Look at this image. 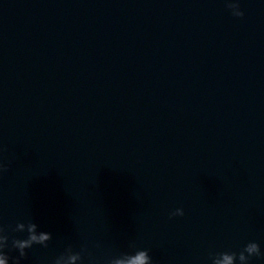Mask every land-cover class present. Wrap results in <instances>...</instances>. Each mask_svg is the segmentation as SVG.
<instances>
[{
	"label": "water",
	"instance_id": "water-1",
	"mask_svg": "<svg viewBox=\"0 0 264 264\" xmlns=\"http://www.w3.org/2000/svg\"><path fill=\"white\" fill-rule=\"evenodd\" d=\"M240 3L0 0V224L52 235L21 264L264 251V3Z\"/></svg>",
	"mask_w": 264,
	"mask_h": 264
},
{
	"label": "clouds",
	"instance_id": "clouds-1",
	"mask_svg": "<svg viewBox=\"0 0 264 264\" xmlns=\"http://www.w3.org/2000/svg\"><path fill=\"white\" fill-rule=\"evenodd\" d=\"M225 7L230 15L237 19L245 16L240 0H224ZM264 3V0H261ZM7 171L3 163H0V175ZM183 208H176L169 214V219L183 217ZM16 234H26L25 238H17ZM52 239L51 233L40 231L38 225L29 217L18 220L14 226L0 224V264H21L26 258L27 250L33 246L48 247ZM11 242V248L19 253L18 258H10L7 249ZM135 248V245H132ZM253 259H264V251L255 240H249L238 251L210 252L208 261L210 264H252ZM93 264L91 253L87 246H81L78 251L71 246L53 257L49 264ZM105 264H153L148 249H136L131 253H120L110 256Z\"/></svg>",
	"mask_w": 264,
	"mask_h": 264
}]
</instances>
